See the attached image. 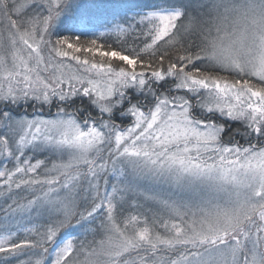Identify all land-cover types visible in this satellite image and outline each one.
<instances>
[{"label":"snow or ice","instance_id":"snow-or-ice-1","mask_svg":"<svg viewBox=\"0 0 264 264\" xmlns=\"http://www.w3.org/2000/svg\"><path fill=\"white\" fill-rule=\"evenodd\" d=\"M0 264H264V0H0Z\"/></svg>","mask_w":264,"mask_h":264},{"label":"rangeland","instance_id":"rangeland-1","mask_svg":"<svg viewBox=\"0 0 264 264\" xmlns=\"http://www.w3.org/2000/svg\"><path fill=\"white\" fill-rule=\"evenodd\" d=\"M85 3L89 2V0H84Z\"/></svg>","mask_w":264,"mask_h":264}]
</instances>
